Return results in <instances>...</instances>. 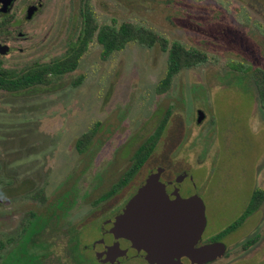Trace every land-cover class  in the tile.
<instances>
[{
  "label": "rangeland",
  "instance_id": "obj_1",
  "mask_svg": "<svg viewBox=\"0 0 264 264\" xmlns=\"http://www.w3.org/2000/svg\"><path fill=\"white\" fill-rule=\"evenodd\" d=\"M80 5L81 0H45L33 26L36 46L19 44L15 52L0 55L1 66L20 71L63 58L82 27ZM92 5L102 25L114 19L148 26L213 58L183 70L158 94L167 53L131 43L103 60L102 47L93 43L77 70L49 87L0 91V230L17 227L12 213L21 215L18 226L30 211L46 212L48 220L56 214L61 224L67 215L70 224L78 223L76 242L57 226L58 219L48 221L31 244L35 264H99L92 246L102 221L157 167L192 175L195 188L187 193L198 195L206 209L200 246L221 242L228 250L211 264H264V205L219 237L244 216L254 192L264 190V110L252 80L255 69L264 70V0H92ZM168 110L164 137L128 188L91 211ZM199 111L206 116L202 124ZM99 124L91 147L80 156L77 140ZM50 203L57 210L48 208ZM254 235L261 237L258 243L243 248Z\"/></svg>",
  "mask_w": 264,
  "mask_h": 264
},
{
  "label": "trees",
  "instance_id": "obj_2",
  "mask_svg": "<svg viewBox=\"0 0 264 264\" xmlns=\"http://www.w3.org/2000/svg\"><path fill=\"white\" fill-rule=\"evenodd\" d=\"M82 15L84 19L83 28L77 37V41L72 44L63 58L51 63L29 66L20 71L0 68V91L16 94L39 87H49L54 82L76 71L81 59L89 52L90 45L93 43L102 47L101 59L103 60L109 59L116 52L124 51L131 43H137L146 48L159 47L162 52L167 53V72L158 83V94L166 93L172 86L174 78L183 70L196 68L201 64L210 62L213 58L212 55L200 48L189 46L179 40H169L165 35L148 26L129 22L119 23L114 19L111 23L102 25L98 22L95 11L90 7H87L86 12H82ZM82 80H77L75 84L80 85ZM252 80L254 91L262 110H264V70L255 69L252 73ZM171 115L172 110H168L164 114L159 126L135 152L131 166L123 174L121 180L106 195L104 194L102 198L98 199L99 202L106 201L118 193L146 164L164 137ZM98 127L93 130L90 129L88 133L83 134L77 140L76 147L79 154H85L89 150L99 132L100 124ZM263 205L264 190L258 189L254 192L244 216L222 232L219 237H226L238 229L248 217L261 209ZM1 216L3 215L1 214ZM57 219L58 216L53 214L51 220ZM48 221L43 214L30 211L27 222L20 225L16 232L4 233L0 230V264H35L37 257L32 251L34 249L31 244L38 241L40 232ZM64 230L68 238H71L72 241L75 239L74 242H76L75 224H68ZM260 238L259 235L252 236L244 242L243 248L246 250L253 248Z\"/></svg>",
  "mask_w": 264,
  "mask_h": 264
},
{
  "label": "water",
  "instance_id": "obj_3",
  "mask_svg": "<svg viewBox=\"0 0 264 264\" xmlns=\"http://www.w3.org/2000/svg\"><path fill=\"white\" fill-rule=\"evenodd\" d=\"M197 114L202 124L206 116ZM164 178L171 179L164 169H153L120 214L125 245L150 264H211L223 258L225 244L200 246L206 209L198 195L187 193L195 188L190 172L172 175L171 181Z\"/></svg>",
  "mask_w": 264,
  "mask_h": 264
},
{
  "label": "flooded vegetation",
  "instance_id": "obj_4",
  "mask_svg": "<svg viewBox=\"0 0 264 264\" xmlns=\"http://www.w3.org/2000/svg\"><path fill=\"white\" fill-rule=\"evenodd\" d=\"M18 1L19 0H0V55H9L12 52H15L16 50H18L16 48L18 47L19 44H22V45L29 44L28 47L32 49L33 47L36 46V42H38V38L34 36V34L37 32L35 33L33 32V29H34L33 26L37 25L34 23L37 17L42 13V11L45 8V0H25L23 6L20 7V9H16L15 5L18 3ZM87 7H90L91 9L95 11L92 5V0H81V5L79 6L80 8L79 16L82 18L81 30L83 28V22H84L82 12L83 13L86 12ZM72 19L76 20V16H74ZM66 45H67L66 47L67 48L66 53H67L70 50V46H72V44H69V46L68 44ZM26 50L27 49H25V51ZM25 51H21L19 53L22 54ZM1 64L2 62L0 63V68L5 69L1 66ZM37 64L39 63L37 62L33 63V65H37ZM43 64H46V63H43ZM33 65H30V66H33ZM85 154H82V155H85ZM79 155L82 156L81 154ZM164 170L166 173V178H171V179L164 178L166 181H171L172 175H177V174L182 173V172L175 173L167 169H164ZM148 175L143 181H141V183H139L135 192L125 201V203H123L119 208H117V210H115L114 213H112L105 220L102 221L100 225V229H99V233H100L99 239L95 240L92 246L95 259H97L99 264H129V262L134 261L135 259H138L143 262H146L147 264H150L144 257H142V253L138 252L135 249H130L125 245L126 242H124L125 240L122 239L124 237L123 236L124 231H123V226H122V219L120 217V214L122 213V211H124L128 203L137 194L139 188L141 187L143 182L147 179ZM121 178L119 179V181L121 180ZM126 188H128V184L125 185L121 190H126ZM103 195L104 194H102L99 197V199L102 198ZM106 201H103V202L97 201V204L91 207L90 210L91 211L98 210L103 204L106 203ZM32 203L31 204L26 203V204H30V206H38L35 202H32ZM20 205L22 208H24L25 206V205L23 206L22 203ZM48 208L57 209V206L55 204L50 203L48 205ZM81 210H77V211L80 212ZM90 210H88L87 212H89ZM71 212H74V211L70 209L69 216H71ZM38 213L43 214L46 219H49V217L47 218L45 215L46 212L40 211ZM5 216H6L5 217L6 219L10 215H5ZM11 216H13V218L17 220V227L10 228V226L8 225V228H4L2 230L4 233H12L18 230V227H19L18 223H19L21 215L19 213H12ZM66 220H67V215H66L65 220H63V224H65ZM49 221L52 222L54 220L50 219ZM56 222H59L58 225H61L60 227L63 226V224H61L59 219ZM67 222L68 223L66 225L68 226V224H70L69 220H67ZM67 226L62 227V229H65V227Z\"/></svg>",
  "mask_w": 264,
  "mask_h": 264
}]
</instances>
